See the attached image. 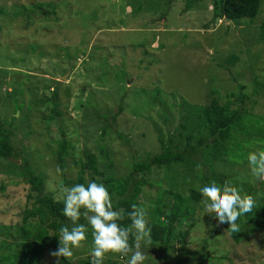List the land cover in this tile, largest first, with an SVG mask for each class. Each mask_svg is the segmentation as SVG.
I'll return each mask as SVG.
<instances>
[{"label": "rangeland", "instance_id": "obj_1", "mask_svg": "<svg viewBox=\"0 0 264 264\" xmlns=\"http://www.w3.org/2000/svg\"><path fill=\"white\" fill-rule=\"evenodd\" d=\"M168 1L165 6V0H0V125L12 134L11 142L15 149L27 156L43 174L45 193L55 201L63 202L62 182L75 180L79 175L78 161L82 160L85 146L93 155L99 156L94 149L99 125L95 117L114 113L122 96L123 106L120 112H116V124L118 130L125 132L127 142L124 145L129 153L142 156L159 151L155 126L160 127L162 133L173 134L180 122L177 112H171L169 126H162L157 108L148 111L143 100H133L131 87L143 85L147 89L150 81L159 82L161 76L167 75L166 82L173 80L167 87L181 85L182 99L191 104L205 105L210 100L211 91L224 97L237 85H243L249 94L248 100L255 105L252 113L264 116V96L262 99V95L253 93V78L242 69L246 59L243 45L251 44L250 53L259 55L256 75H264V42H246L242 39L243 27L234 29L230 26L228 30V24L224 22L203 30L211 16L207 2L197 3L191 11L181 14L185 0ZM166 10V18H160ZM154 11H157L156 15ZM184 33L188 34L187 38L181 40ZM142 43L143 46L138 47ZM157 45L164 48V53ZM29 47L35 50L30 52ZM76 49L85 54L78 55L77 52L73 55ZM232 51L239 52L240 61L229 65V71L224 67L217 68L218 65L224 66L222 59L226 60ZM92 53L94 57L91 59ZM160 59L163 63L155 65ZM139 64L142 71L137 69ZM10 65L28 74L13 76L9 73L13 70ZM231 73L238 76L236 82L231 80ZM239 74L244 77L240 78ZM16 81L20 83L16 84ZM52 84L58 86L56 110L60 115L50 119L52 106L41 101L51 97ZM13 99L22 105L21 110L14 108ZM258 132L264 134V123L254 134L239 138L240 143L250 138L248 146H244L246 155L264 145L258 141L264 140ZM62 134L69 143V151L64 161V173L60 174L57 172L56 152ZM106 149L108 159L114 160L119 153L118 146L112 144ZM108 162L105 167L99 164L97 170L100 173L112 172V168L108 170L106 167ZM242 165L232 169L215 164L213 167L218 172L232 171L237 177L242 176V180L235 176L241 184L258 189L264 178L252 174L247 158ZM14 171L8 162L0 160V183H4V191H0V228L11 229L18 225L19 213L25 206L28 187L10 183ZM177 171L182 173V169ZM164 175V170L154 171L149 180L155 179L162 184L160 180ZM180 189L188 193V187ZM244 191L245 188L242 193ZM152 195L154 190H146L142 199L147 201ZM254 199L255 202L260 201L257 195ZM201 200L200 205L204 208V198ZM200 213L198 215L203 219L208 214ZM213 221L223 239L219 243L214 240L211 247L214 259L206 264H230L224 257L233 259L232 264H264V227L237 246L225 233L218 218ZM207 228H199L194 234L198 241L206 237ZM2 243L12 244V250L18 239L6 241L0 234V264L1 254L6 253L1 248ZM139 243L142 248L148 244L147 241ZM192 247L197 248V245ZM91 248L92 240L83 242V246L74 249L73 256L68 258L53 255L57 250L50 248L39 264H80L82 260L91 259ZM170 257L164 263L159 255H146L145 264H151V259L155 264H195L191 259L181 262ZM108 261L127 264L119 254L113 253L105 256L103 264Z\"/></svg>", "mask_w": 264, "mask_h": 264}, {"label": "trees", "instance_id": "obj_2", "mask_svg": "<svg viewBox=\"0 0 264 264\" xmlns=\"http://www.w3.org/2000/svg\"><path fill=\"white\" fill-rule=\"evenodd\" d=\"M200 2L208 3L211 14L210 21L202 27L203 30H208L210 26L215 27L220 22H224V24H228V30L230 26L234 29L243 27L245 30H242L241 33L244 41L256 44L264 42V0H185L181 14L191 11ZM164 4L168 5L169 1L165 0ZM153 14L156 15L157 11H154ZM161 14L160 18L165 19L164 15L167 14V10ZM181 35L182 40L187 38L188 34ZM153 40H155L154 36ZM142 46L143 43L138 45V47ZM243 46L246 59L242 63V69L253 78V93L262 95L263 99L264 75H256L259 55L250 53L251 44ZM156 47L163 50L164 53V48L161 45ZM28 50L31 52L35 48L29 47ZM65 51L67 52V50ZM77 52L78 55L85 54L76 49L73 55ZM238 55V51H232L226 60L222 59L224 66L218 65L217 68L224 67L229 71V65H235L240 61ZM93 57L94 54H90V58ZM162 63L160 59L155 62V65ZM10 69H13L9 70L13 76L19 77L23 73L15 70L16 68L11 65ZM137 69L142 71L140 64ZM102 72L105 75V71ZM262 73L264 74V72ZM26 74L28 73H23V75ZM231 75V80L236 82L238 76L232 73ZM166 76H161L159 82L150 81L147 89L143 85L138 88H129L132 99L143 100L148 111L153 110L154 107L157 108L156 113H158L162 126H169L171 123V112L175 111L179 116L180 122L174 128L172 135L160 132V127L155 126V131L158 133L156 140L160 143L159 151L138 156L129 153L126 149L125 132L118 130L119 127L116 124L118 115L116 112H120L123 106L122 96L115 106L114 113L95 117L98 119L99 125L97 128L95 126L98 135L94 140V149L99 152V156L93 155L85 146L81 155L82 160L78 161L79 175L75 180H64L62 184L70 187L75 184H87L89 181L103 183L112 195L114 209L123 208L130 211L132 205L145 207L149 214L148 226L151 228V239L147 241L146 248L140 246L146 255H159L164 263L168 262L172 256L181 262L191 259L195 261V264H206L209 260L214 259V254L211 251L214 240L217 239L219 243L223 239V234L219 232L220 230L217 229L213 221L217 218L214 213L206 214L204 219L203 216L198 215L203 209V206L200 205L203 197L199 188L209 181L215 180L218 183L230 181L241 191L245 188L244 193L253 197L257 195L260 199L255 202L252 213L238 219L240 231L233 233L227 223L221 224L225 233L229 234L237 246L246 241L245 238H249L255 231L264 227V205L261 206L264 204V183L254 190L237 180H242V176L237 177L232 171H214L213 167L214 164L224 169H232L237 165L243 166L242 164L246 162L247 158L244 146H248L250 138L241 143L239 138L254 134L263 125L264 116L252 113L255 105L248 100L249 94L243 85H237L238 87L234 91H229L224 97L211 91L209 94L211 97L207 104L195 105L182 99L180 84L173 88L168 86L171 91H167V85L173 80L170 83L166 82ZM239 77L242 78L244 75L239 74ZM18 83L20 82L16 81V84ZM52 85L50 87L51 97L41 101V103L52 106L50 119L60 115L56 110L58 86ZM13 104L17 111L21 110L22 105L16 99H13ZM258 134L264 136L261 132ZM11 137L12 134L0 125V160L8 162L9 167L15 170L14 176H10V183L16 186L22 185L23 188L28 187V193L25 196V206L19 213L20 223L11 229H8L10 227L0 228V234L6 241L18 239V243L12 250V244H1V248L6 250V253L1 254V262L2 264H14L15 262L39 264L50 248L57 250L60 246L58 237L61 227L71 228L73 225L70 219L63 214V202L55 201L51 195L45 193L43 174L38 172L27 156H23L19 150L15 149ZM64 137L62 134L61 140L57 143L58 150L56 152L57 168L61 170L60 174L64 173V161L69 151V143ZM258 141L264 143L262 138ZM112 144H116L119 148V153H115L118 154L114 160L108 159L106 155L108 151L106 148ZM107 161L109 162L106 167L108 170L112 168V172L100 173L97 170L98 165L102 164L105 167ZM177 169H182V173ZM159 170L165 172L160 180L162 184L155 179L149 180V176ZM181 185L188 187L187 194L183 192V189H180ZM146 190H154V195L144 201L142 198L145 196ZM0 191H4L3 182L0 183ZM81 211L83 212V209ZM78 223L87 224V221L81 216ZM122 223L128 225L130 219L126 217ZM205 226H208L207 235L198 241L194 234H197L199 228ZM91 232L89 227L85 242L92 240ZM195 245L197 248L192 247ZM242 253L247 254V252ZM120 257L123 261L128 260V257ZM224 258L230 264L234 262L233 259ZM79 263L90 264V259L87 258ZM149 263L155 264V261L151 259ZM106 264L111 263L108 261Z\"/></svg>", "mask_w": 264, "mask_h": 264}, {"label": "clouds", "instance_id": "obj_3", "mask_svg": "<svg viewBox=\"0 0 264 264\" xmlns=\"http://www.w3.org/2000/svg\"><path fill=\"white\" fill-rule=\"evenodd\" d=\"M249 168L254 176L264 178V145L250 150L247 155ZM61 170L57 168V172ZM63 214L69 218L72 227H61L59 247L53 255L68 258L73 250L83 246L90 227L92 248L90 264H103L108 253L128 257L127 264H145L146 253L141 250L140 241H150L149 214L145 207L132 205L130 211L114 209L112 195L103 183L89 181L87 184L61 186ZM204 198L202 212L214 213L218 222L227 223L231 232L240 231L237 223L240 217L252 213L255 199L242 193L230 181L218 183L215 180L199 188ZM83 209V212L81 211ZM83 216L87 224L78 223ZM130 219V224L122 221ZM131 240V243H130Z\"/></svg>", "mask_w": 264, "mask_h": 264}]
</instances>
